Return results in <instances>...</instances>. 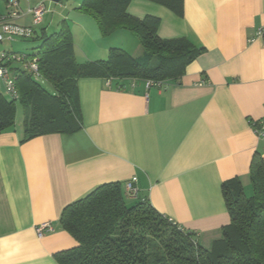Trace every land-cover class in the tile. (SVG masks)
<instances>
[{
	"label": "crops",
	"instance_id": "1",
	"mask_svg": "<svg viewBox=\"0 0 264 264\" xmlns=\"http://www.w3.org/2000/svg\"><path fill=\"white\" fill-rule=\"evenodd\" d=\"M18 2L22 11L31 5ZM81 2L52 24L47 9L35 30L57 32L70 17L74 42L78 31L92 48L88 58L81 52V63L106 59L118 45L142 55L128 30L114 32L115 44L107 46L98 25L78 10ZM127 11L159 17L161 38H186L205 51L179 80L161 85L138 79L119 89L104 78L80 79L83 128L75 133L23 141V120L0 133V264H59L54 255L78 244L61 226L63 209L104 183L120 182L129 204L147 199L209 250L230 222L223 183L237 177L245 192L252 188L253 156L264 157L253 125L264 120V0H184L182 16L131 0ZM133 177L136 196L126 189ZM42 223L53 231L40 238Z\"/></svg>",
	"mask_w": 264,
	"mask_h": 264
},
{
	"label": "trees",
	"instance_id": "2",
	"mask_svg": "<svg viewBox=\"0 0 264 264\" xmlns=\"http://www.w3.org/2000/svg\"><path fill=\"white\" fill-rule=\"evenodd\" d=\"M151 1L179 16L184 13V0ZM130 2L82 0L78 10L95 19L103 37L121 29L134 33L143 48L140 56L112 47L106 59L81 63L75 56L73 34L66 21L57 32L35 31L33 36L22 38L41 41L32 55L2 52L35 61L39 76L23 68V61L8 62L16 77L18 97L0 88V133L16 126L18 100L25 107L23 141L81 130L78 81L82 78H104L122 88L129 80L163 84L185 74L205 48L196 47L186 38H161L160 18L129 14ZM250 179L251 196L237 177L223 183L230 222L210 250L199 244L194 232L161 214L147 199L129 204L122 184L109 182L63 209L61 226L78 244L54 257L59 264H264V157L260 152L253 156Z\"/></svg>",
	"mask_w": 264,
	"mask_h": 264
},
{
	"label": "built area",
	"instance_id": "3",
	"mask_svg": "<svg viewBox=\"0 0 264 264\" xmlns=\"http://www.w3.org/2000/svg\"><path fill=\"white\" fill-rule=\"evenodd\" d=\"M47 13V8L44 3H40L36 6H29L26 11H22L19 8L18 0H7V11L0 17V42L4 40H12L14 38H28L35 34V28L33 26L21 25L16 21L25 15H30L34 25H40ZM264 31L259 34L263 35ZM23 61V66L26 67L36 76H39L38 65L35 61H26L24 55H13L8 56L5 53L0 54V82L4 87L5 91L13 97H18L17 88L15 85L16 77L13 75L8 62L10 60ZM25 61V62H24ZM110 84V82H108ZM148 86L150 85H161L153 81H147ZM125 87L119 88L124 89ZM255 132L264 139V120L254 123ZM137 178L133 177L131 181L126 184V189L129 195L136 196L139 192V188L136 185ZM53 231V227L49 223H42L37 227V234L40 238L45 236L47 233Z\"/></svg>",
	"mask_w": 264,
	"mask_h": 264
},
{
	"label": "rangeland",
	"instance_id": "4",
	"mask_svg": "<svg viewBox=\"0 0 264 264\" xmlns=\"http://www.w3.org/2000/svg\"><path fill=\"white\" fill-rule=\"evenodd\" d=\"M30 1H31V6H36L40 3H44L47 6L49 14L47 16L48 21H46V22H50V24L53 23L52 20H54V19L56 22H57V20L58 21L61 20L62 18L58 16L59 13L64 11L67 14L68 11H70V9H71V5L78 2V0H59V1H56V0H30ZM20 2L22 5H24L25 3L28 2V0H20ZM59 2H62V3H59ZM64 8H66V10H64ZM6 11H7V0H0V12L4 14V13H6ZM81 13L88 15L87 13H84V12H81ZM88 16L91 17V19H93L94 23H96L95 19L92 16H90V15H88ZM30 18H31V20L30 21L28 20V21L31 23V25H28V26H33L36 29L39 25H34L31 16H30ZM70 19L71 18L69 17V20ZM69 20H66V23L71 28V22ZM75 33H76V38H77V40H75V42H74L75 43V56H76L77 60L80 62L84 58L82 53L84 55H86V57L88 58L87 54L91 53L92 48L90 47V45L88 43V38L83 37L84 35H78V31H75ZM89 33L91 36L90 38L95 37L93 30H90ZM112 37H114V36H112ZM112 37L110 35L108 37L101 38V39H104V41H106L107 46H110V45L114 46L113 44H115V43L113 40H111L114 38H112ZM40 44H41L40 40L30 39V38L29 39L14 38L13 40H4L3 42H0V54L3 51H7V52L25 53L27 55H30V54L32 55L36 51V48ZM76 45H78L80 47L76 48ZM91 45H93V42H91ZM118 46H123V48H125L128 51L132 50V45H118ZM119 48H121V47H119ZM142 50H143V48H142ZM22 67L26 69V67H24V66H22ZM39 81L42 82L41 80H39ZM1 87H2V84L0 82V88ZM4 93H5V95H8L6 92H4ZM24 114H25V107H24L23 103L20 102V100H18L17 101V114H16L17 121H22ZM247 190L248 191H246V193L249 196H251L253 194L252 188L250 187Z\"/></svg>",
	"mask_w": 264,
	"mask_h": 264
},
{
	"label": "water",
	"instance_id": "5",
	"mask_svg": "<svg viewBox=\"0 0 264 264\" xmlns=\"http://www.w3.org/2000/svg\"><path fill=\"white\" fill-rule=\"evenodd\" d=\"M56 1H58V0H56Z\"/></svg>",
	"mask_w": 264,
	"mask_h": 264
}]
</instances>
